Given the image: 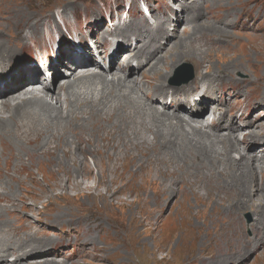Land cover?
Listing matches in <instances>:
<instances>
[{"label":"bare ground","instance_id":"bare-ground-1","mask_svg":"<svg viewBox=\"0 0 264 264\" xmlns=\"http://www.w3.org/2000/svg\"><path fill=\"white\" fill-rule=\"evenodd\" d=\"M20 14L14 13L13 6L8 5L6 16L0 15V59L10 65L4 71L0 69V264H67L54 260L61 256L62 252L55 250L61 246L55 240L38 235L29 218L30 210L20 211L18 205L19 201L25 202L27 194L33 193L30 184L40 185L36 178L38 174H46L43 166L48 169V179L52 182L49 191L43 192L45 195L70 198L75 193L90 202L94 197L103 201L108 209L115 204L127 207L117 199L119 195L140 197L152 191L153 207L152 197L148 196L144 202L135 201L129 210L130 230H137L138 236L144 227L158 232L162 224L158 213L165 208L166 200L180 193L199 203H212L211 207L219 211L220 235L189 264H229L258 247L244 240L240 212L254 210L253 229H259L264 239V169L258 167L259 163L264 164V151L254 153V148L263 144L264 135L249 133L241 142L239 135L243 130L240 127L220 126L221 123L215 126L196 110L216 104L215 81L230 78L232 73L227 70L235 66L219 70V80H213L211 74L206 73L210 67L208 62L201 59L195 62L196 85L201 87V83H208V88H204L209 95L208 106L200 103L201 88L194 92H199L198 96L191 97V103L197 108H186L183 103L187 100L184 102L182 94L176 106L172 102L175 98L171 94H192L196 88L188 84L192 80L179 89L166 85L183 62L202 58L210 51L231 50L234 41L226 35L229 33L224 19L230 16L229 11L224 7L209 11L207 19L214 18L219 27L215 35L203 34L208 20L205 24L195 23V18L189 16L186 23L192 27L193 34L184 33L181 37L171 36L167 26L147 29V19L139 24L131 23L138 25L129 29L123 27L126 37L135 36L143 41L137 51L129 53L136 57L149 56L146 63L151 69L137 77H133L137 71L130 62L123 65L117 60L124 50L112 57L110 70H105L95 58L96 50L93 49L92 58L84 45L80 47L82 53H74V48L64 49L63 53L57 50L60 56L56 66L49 61L42 68L39 66V70L33 69L29 66L33 62L26 57L14 65L11 63L14 59L8 61L14 52L12 46L25 47L24 35L20 38L19 30L14 32V29L22 25L35 26L44 19ZM47 20L53 21L52 18ZM181 20L177 19V26ZM94 26L98 27L96 30L101 29L99 23ZM33 30L32 35H35V28ZM198 31L204 36L196 38ZM134 41L132 47L137 45V40ZM168 45L171 46L167 48ZM161 50H166L170 56L149 63ZM89 64H95L91 69L102 72L114 69L110 72L112 79L108 80L101 72L91 73L90 68L85 69ZM50 66L55 67L52 73ZM57 68L70 75L57 73ZM12 69H16L17 74L10 73ZM40 74L46 78L42 81L46 88L39 85ZM53 75L54 84L64 77L54 92L51 91L53 85L48 86ZM158 97H162L161 103ZM166 99L170 106H161L166 105ZM217 111L221 112L215 108L211 113L212 121L216 118L223 124L225 114L218 115ZM90 161L95 164L96 173L89 167ZM92 180L94 183L90 185Z\"/></svg>","mask_w":264,"mask_h":264},{"label":"rangeland","instance_id":"rangeland-1","mask_svg":"<svg viewBox=\"0 0 264 264\" xmlns=\"http://www.w3.org/2000/svg\"><path fill=\"white\" fill-rule=\"evenodd\" d=\"M8 5L9 7L13 6L14 13L15 11L17 14L21 13V16L44 18L41 24L28 28L22 25L20 28L14 29V32L19 30L20 38L24 35L22 42L25 46L23 48L20 45L12 46L11 49H14V52L11 53L8 61L14 59L11 62L15 63L14 65L26 57V60L33 62L29 65L33 69L39 70V66L42 68V65L49 61L56 66L58 64L56 60L60 56L57 50H61L63 53L64 49L74 48V53H82L80 47L84 45L87 54L92 58L94 56L93 49L96 50L95 58L99 64L101 63L100 67L103 66L105 70H110L109 65L112 57L124 50L117 60L123 65L130 62L129 64L137 71L133 77L148 72L151 66L146 63L149 59L148 55L143 54V56L136 57L129 53L137 51L143 41L135 36L126 37L122 30L123 27V29H129L147 19L149 22L146 24L147 29L152 30L158 25L167 26V32L171 36L176 34L181 37L184 36V33L186 35L193 34L192 27L186 23L188 16L195 18V23L203 22L205 24L204 21L208 20L210 10L224 7V10L230 12V16L226 15L224 19L227 20L226 30L229 33L226 35H230L231 40L234 41L231 50L210 51L202 58L183 62L171 74L166 85L171 89H179L185 85L188 86V84L196 87L189 96H187V92L179 93L176 96L171 94V97L175 98L172 101L175 102V106L177 99L182 94L181 98L184 99V102L187 100V103H183L186 108L187 106L197 108L196 104L191 103V97L198 96L199 92L197 94L194 92L200 88V93L203 94L200 96V103L208 106L206 102L209 95H207V90L204 91L206 87L208 88V83H201L203 84L201 87L196 85L198 69L195 62L199 59L207 61L210 67L206 73H210V78L213 80L214 78L219 80L217 77L219 70L235 66L227 70L232 73L230 78L224 79L225 81H215L213 92L216 93V96H213L216 99V104L209 105L210 108L208 106L207 109L197 108L196 110L201 112L203 117H208L209 122H213L215 126L221 123L220 126L233 124L235 127H240L243 130L239 135L241 142L249 133L264 135V0H0L1 16H6ZM190 9L193 11L191 12ZM48 18H52L53 21H48ZM177 19H182L179 26L176 25ZM133 22H138V24L132 25ZM216 22L214 18L208 20L203 34L215 35L219 31ZM95 23H99L101 29L96 30L98 27L94 26ZM211 26H214L213 30ZM33 28L36 30L35 35H32L34 34ZM99 30L100 32L105 31L110 37L106 35L108 39H101L105 33L100 34ZM203 34L198 31L195 37L204 36ZM133 37L137 40L136 47H132L135 43ZM170 46L168 45L167 48ZM221 46L226 45L222 44ZM36 52L41 56L36 55ZM168 56L170 53L166 54V50H161L149 63L152 64L156 59ZM120 57L122 58L120 59ZM0 61L1 71L10 68L6 60L0 59ZM3 65L5 67H2ZM91 66H95V64H89L85 69L89 71ZM189 66L192 68L194 79L188 84H180L185 77L183 73L187 75L188 68L186 67ZM49 69L52 73L55 67L50 66ZM58 71L60 70L57 68L56 72L59 73ZM8 72L9 69L5 70V73ZM17 72L16 69H12L10 73L17 74ZM66 72L68 71H60V74L63 73L66 76ZM90 72H101L107 76L108 80H111L110 72H114V69L108 73L90 68ZM179 72L180 74H177ZM56 75L60 78V75ZM68 75H70L69 72ZM54 76L52 82L48 84V86L53 85L52 92L64 79L62 77L63 79L57 80L54 84ZM39 77L41 79L39 85L46 88V83L42 84V81L46 80L45 76L40 74ZM163 96L166 98L169 95ZM196 100L198 101V97ZM159 101L161 103L162 97L159 98ZM164 102L166 105L161 106H170L167 99ZM215 108H219L221 111H217L218 115L225 114L223 124L216 118L212 121L211 113ZM246 146L249 148L248 141ZM254 149V153L258 154L262 150L264 151V140L262 145H257ZM245 152L248 153V149ZM235 156L239 158L237 154ZM43 167L46 174H38L36 178L40 185L30 184L33 193L27 194V197L23 195L26 200L25 202L19 201L18 205L20 211L30 210L29 218L35 224L32 226L38 231V235L55 240L61 246L55 249L62 252L61 256L57 259L54 258L60 263L189 264L193 259L199 258L203 250L209 248V245L211 247V242L220 235V229L217 227V221L220 218L219 211L211 207L212 203L207 205L199 203L194 198L180 193L168 201L166 200L165 208L158 213L157 216L162 223L158 232L144 227L141 230L142 235L138 236L137 230H130L129 210L135 201L144 202L148 196L150 199L152 197L151 206L153 207L155 195L152 191L148 194L144 193L140 197H137V194L119 195L117 199L127 207L115 204L108 210L104 207L103 201L94 197L90 202L86 197L76 196L75 193L70 198L51 196L49 193L45 195L43 192L49 191V185L52 182L48 179V169ZM89 167L96 173L97 169L92 161L89 162ZM258 167L260 170L264 169V164L259 163ZM35 172L37 171L35 170ZM93 183L92 180L90 185ZM102 190L103 187H101ZM183 197L187 198L183 200ZM149 210L148 207L147 211ZM240 218L243 223L244 240L251 245L258 244V247L251 252L246 251L243 259L239 257L237 261H232L229 264H264V239H261L259 229H253L256 221L254 210L241 211ZM163 240H167V242L165 243ZM197 264H202V262Z\"/></svg>","mask_w":264,"mask_h":264},{"label":"water","instance_id":"water-1","mask_svg":"<svg viewBox=\"0 0 264 264\" xmlns=\"http://www.w3.org/2000/svg\"><path fill=\"white\" fill-rule=\"evenodd\" d=\"M193 78H194L193 73H192V71H190L189 75L187 76V78L184 79V81H182V83H180V84H184L185 82L187 83L188 81L193 80Z\"/></svg>","mask_w":264,"mask_h":264}]
</instances>
